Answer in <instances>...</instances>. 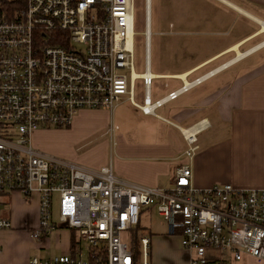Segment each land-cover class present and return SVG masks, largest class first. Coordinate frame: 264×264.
Returning a JSON list of instances; mask_svg holds the SVG:
<instances>
[{
  "label": "built area",
  "instance_id": "1",
  "mask_svg": "<svg viewBox=\"0 0 264 264\" xmlns=\"http://www.w3.org/2000/svg\"><path fill=\"white\" fill-rule=\"evenodd\" d=\"M135 1L0 0V196L38 195L32 240L61 228L74 234L68 254L33 257L28 264H150V236L137 230L147 209L163 219L168 236L179 238L189 264L264 262V189L193 183L202 127L182 132L187 162L174 169L169 188L131 183L115 176L110 164L89 169L32 145L36 131L68 129L84 111L113 112L128 102L154 115L201 82L151 100L146 12L145 68L134 73ZM137 81L142 104L135 101ZM11 227L0 218V230ZM132 232L125 242L122 234Z\"/></svg>",
  "mask_w": 264,
  "mask_h": 264
},
{
  "label": "crops",
  "instance_id": "2",
  "mask_svg": "<svg viewBox=\"0 0 264 264\" xmlns=\"http://www.w3.org/2000/svg\"><path fill=\"white\" fill-rule=\"evenodd\" d=\"M216 1L229 10L226 16L223 9L216 6L205 10L217 30H192L190 8L185 5L174 6L168 27L177 29V33L170 34L177 36L179 47L199 46L207 37L229 38L227 45L221 44L220 49L200 58L197 63L173 73L152 74L149 62V74L154 79L176 80L179 84L161 98L202 79L167 103L170 106L165 111L166 116L157 114L159 109L154 115H144L128 102L121 103L113 112L84 111L68 129L36 131L34 148L89 169L97 170L110 164L115 176L128 182L169 188L174 169L187 162L183 156L186 149L183 130L204 125L196 132L198 150L192 161L194 185L198 188L232 185L239 189H264V58L234 73L227 81L211 83L217 76L264 50V38L260 39L264 37V0ZM230 11L234 13L232 17ZM145 12L150 30V0H144L143 24ZM240 19L251 21L256 28L252 31L243 28L231 42L232 24ZM234 47L245 56L237 59ZM164 87L169 85L165 83ZM193 90L198 92L191 101L177 104L179 98ZM111 127L117 129L108 134ZM80 143L87 144H83L80 151L74 150ZM38 208L37 194L29 199L18 193L0 196V218L8 219L12 226L9 230H0V264H28L33 257L50 259L70 252L74 234L65 228L41 242L31 239V233L38 226ZM150 242V264H189V256L182 250L179 238L168 236L167 227L150 237ZM240 263L264 264L252 258H243Z\"/></svg>",
  "mask_w": 264,
  "mask_h": 264
},
{
  "label": "rangeland",
  "instance_id": "3",
  "mask_svg": "<svg viewBox=\"0 0 264 264\" xmlns=\"http://www.w3.org/2000/svg\"><path fill=\"white\" fill-rule=\"evenodd\" d=\"M177 5L178 6L185 5L190 8L189 16H191L190 20H192V30H196V31L213 32L217 30L215 26H212V22L208 20L210 18L208 17L209 13H205L206 12L205 10H207L209 7L216 6L217 8H222L224 12V16H226L229 11L216 0H150L151 35L149 37V59H150L149 62H150V72L152 74L177 72L180 69H184V67H188L194 63H197L200 58L208 56L211 53L215 52L216 50L220 49L221 44H224L225 46L229 43L228 42L229 38L226 37L218 38V39L207 37L201 40L203 42L199 41L201 42L199 46H187V45L181 47L177 46V36L170 34V33H174V34L177 33V29H169L168 27V20L173 15L174 6ZM143 14H144V0H136L135 24H136V32H138L139 35L136 36L134 39L135 40L134 41V57H135L134 73L137 75L143 74L145 68V48H144V37L142 35V33L144 32ZM230 15L232 17L234 13L230 11ZM243 28L244 29L247 28L249 29V31H252L253 28L256 27L252 24L251 21L246 19H240L238 22H235V24H232L230 30L231 42L236 40L235 35L239 32H242ZM262 38L264 37H261L260 39ZM216 44H219V46H217ZM229 57L230 56H228L227 58ZM262 58H264V50L260 51L255 56L247 59L245 62L240 63L239 65L230 69L229 71H226L224 74L217 76L214 80L211 81V83L217 84L223 81H227L231 79V76L234 73L241 71L246 66L254 64L256 60ZM165 83L169 85L168 88L164 87ZM178 86L179 84H177L176 80L154 79L151 85V100L155 101L163 97L169 90H174ZM136 88L137 89H136L135 101L138 104H142L143 87L141 86V83L139 81H137ZM197 92L198 91L193 90L184 94V96H182L177 100V104L184 103L185 101H191ZM125 105H129V104H125ZM169 106H170L169 104L168 105L166 104L161 109L159 108V110L156 111L157 114L165 115V111L169 108ZM53 129L55 128H52L51 130ZM33 139L34 136H32V145L33 147H36V145H34L33 143ZM58 144H62V143L59 142ZM83 144H87V143L77 144L74 150L77 151L82 150V148L80 147ZM77 151L76 153H79ZM54 208H55L54 213L56 214V206H54ZM151 210L152 209H147L142 215L138 230L150 234V237L152 238L154 237L155 234L162 233L165 230L166 223L163 221L161 217H159L156 214L155 211H151ZM132 234L133 232L123 233L122 239L125 242H129ZM151 258H152V254H151ZM225 258L228 259V256ZM226 261H229L230 264L236 263V262H232L231 260H226Z\"/></svg>",
  "mask_w": 264,
  "mask_h": 264
},
{
  "label": "bare ground",
  "instance_id": "4",
  "mask_svg": "<svg viewBox=\"0 0 264 264\" xmlns=\"http://www.w3.org/2000/svg\"><path fill=\"white\" fill-rule=\"evenodd\" d=\"M262 32H264V24H262ZM258 48V47H257ZM233 50L234 51H236V53H237V59H241V58H243L244 56H245V54H243V53H240L238 50H237V47H234L233 48ZM254 50V49H253ZM250 52V51H249ZM182 78H184V76H182ZM195 128H190V129H186V130H183V133H185V135H189V134H192V133H194L195 131H197L198 129H200L201 127H203V125H197V127L196 126H194Z\"/></svg>",
  "mask_w": 264,
  "mask_h": 264
},
{
  "label": "trees",
  "instance_id": "5",
  "mask_svg": "<svg viewBox=\"0 0 264 264\" xmlns=\"http://www.w3.org/2000/svg\"><path fill=\"white\" fill-rule=\"evenodd\" d=\"M139 229V226L137 227V230ZM73 241V240H72Z\"/></svg>",
  "mask_w": 264,
  "mask_h": 264
}]
</instances>
